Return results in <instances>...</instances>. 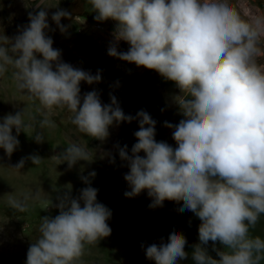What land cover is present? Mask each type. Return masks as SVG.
I'll return each mask as SVG.
<instances>
[{
    "label": "clouds",
    "instance_id": "clouds-1",
    "mask_svg": "<svg viewBox=\"0 0 264 264\" xmlns=\"http://www.w3.org/2000/svg\"><path fill=\"white\" fill-rule=\"evenodd\" d=\"M88 3L96 21L116 22V43L108 48L109 56L154 70L180 90L175 99L185 118L177 125L164 124L174 129L177 146L156 141V121L146 111L135 117L125 115L114 95L110 94V104H102L95 90L81 96V82L99 83L101 70L93 75L62 62L61 51L53 48L47 34V9L57 5L39 0L34 5L38 11L29 13V23L16 36H0V77L11 72L16 90L38 102L43 118L37 121L25 108L4 116L0 149L10 158L19 146V134H27L28 129L34 131L35 142L42 143L45 137L36 129L54 127L49 116L56 110L67 113L77 132L101 142L109 137L114 123L137 119V142L131 154L127 145L116 146L129 168L124 180L130 191H125V197L146 190L152 199L150 208L162 207L168 200L182 203L181 212H193L201 221L199 243L191 254L195 264H264V238L252 235L264 216V14L233 0ZM62 18H71V13L58 9L51 16L63 33L67 28ZM121 40L128 43L127 51H118ZM93 157V151L72 143L56 159L57 165L66 162L72 169ZM26 160L38 165L42 158L30 155L9 168L19 172ZM95 175L81 177L88 186L77 198L68 193L57 197L58 215L41 217L26 264H83L88 248L110 236L107 221L112 213L97 202L98 189L90 183ZM39 198L37 191L32 196L10 197L7 205L26 213L29 200ZM209 242L219 259L209 255ZM186 244L182 233L173 232L167 243H153L145 254L155 264H178L188 257Z\"/></svg>",
    "mask_w": 264,
    "mask_h": 264
},
{
    "label": "rangeland",
    "instance_id": "rangeland-1",
    "mask_svg": "<svg viewBox=\"0 0 264 264\" xmlns=\"http://www.w3.org/2000/svg\"><path fill=\"white\" fill-rule=\"evenodd\" d=\"M38 2L0 0V36H16L18 30L29 23V13L38 11L34 6ZM233 2L264 14V0ZM45 3L57 5L47 9L50 25L47 34L53 39V48L61 51L62 62L90 71L93 75L101 70L102 79L99 83L89 85L81 82V96L95 90L102 104H110V94L114 95L125 115L135 117L139 111H146L156 121V141L167 142L175 148L177 145L172 138L174 129L164 126L166 121L177 125L185 118L176 103L175 98L180 95V90L175 83L154 70L109 56L108 48L116 43L113 36L116 22L96 21V13L88 0H45ZM58 9L71 13V18L61 19V24L67 28L63 33L51 20L52 14ZM96 25H101L103 31H96ZM117 48L123 52L128 50L129 45L121 40ZM23 108L36 116L37 121L43 118L44 110L38 102L27 100L16 90L9 72L0 77V122L4 116L15 114ZM49 119L54 122V127L36 129L45 137L42 143H36L32 137L34 131L28 129L27 134H19V146L10 158L0 149V264H26L27 251L38 235L41 217L54 218L59 214V209L55 207L58 196L68 193L77 198L80 190L88 186L81 177L89 176L91 172L96 173L95 177H90V183L98 189L97 202L112 213L107 221L111 234L88 248L82 258L83 264H155V261L147 259L145 249L153 243H167L173 232L182 233L187 240L185 251L188 257L178 261V264H195L191 254L193 245L199 243L198 228L201 221L193 212H181L182 203L168 200L164 201L162 207L150 208L152 199L146 190L133 198L124 195L125 191H130L124 180L129 168L127 162L120 159L116 146L127 145L128 153L131 154V148L137 142L134 136L139 130L137 119L131 123L121 122L118 126L114 123L109 128V137L103 142L77 132L75 126L68 122L65 111L56 110ZM72 143L93 151V160L79 161L72 169L68 168L66 162L57 165L56 158L60 152ZM30 155H39L41 163L33 165L30 160H26L25 167L19 172L9 168ZM139 155L145 154L141 152ZM37 191L40 198L29 200L28 212L18 213L8 207L7 200L10 197L32 196ZM252 235L264 238V216L252 230ZM206 247L209 255L219 259L212 250V242ZM216 247L223 250L219 243Z\"/></svg>",
    "mask_w": 264,
    "mask_h": 264
},
{
    "label": "built area",
    "instance_id": "built-area-1",
    "mask_svg": "<svg viewBox=\"0 0 264 264\" xmlns=\"http://www.w3.org/2000/svg\"><path fill=\"white\" fill-rule=\"evenodd\" d=\"M94 28L96 31H103V28L101 27V25H96Z\"/></svg>",
    "mask_w": 264,
    "mask_h": 264
},
{
    "label": "bare ground",
    "instance_id": "bare-ground-1",
    "mask_svg": "<svg viewBox=\"0 0 264 264\" xmlns=\"http://www.w3.org/2000/svg\"><path fill=\"white\" fill-rule=\"evenodd\" d=\"M131 248H128L127 250H130Z\"/></svg>",
    "mask_w": 264,
    "mask_h": 264
}]
</instances>
